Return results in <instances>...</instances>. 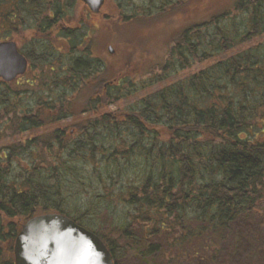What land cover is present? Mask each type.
<instances>
[{
	"label": "trees",
	"instance_id": "trees-1",
	"mask_svg": "<svg viewBox=\"0 0 264 264\" xmlns=\"http://www.w3.org/2000/svg\"><path fill=\"white\" fill-rule=\"evenodd\" d=\"M114 1L139 22L185 0ZM1 3L0 40L21 35L29 68L0 80V264L45 212L95 232L115 264L125 248L134 264H264V0L181 29L149 81L108 77L93 20L68 22L76 0ZM141 89L126 113L109 109Z\"/></svg>",
	"mask_w": 264,
	"mask_h": 264
},
{
	"label": "rangeland",
	"instance_id": "rangeland-1",
	"mask_svg": "<svg viewBox=\"0 0 264 264\" xmlns=\"http://www.w3.org/2000/svg\"><path fill=\"white\" fill-rule=\"evenodd\" d=\"M229 2L231 0H185L181 7L167 12V14L153 16L152 18L142 16L143 21L130 22L121 20L120 13L117 11L116 6H114V0H105L98 13H90L85 3L81 0H76L77 4L74 15L68 22L74 24L81 19L93 20L91 22L94 24L95 32L91 36V39L96 43L94 52L96 51L95 55L97 54L105 62L108 68V77L114 78L117 75H127L134 81L144 78L149 81L152 79L151 76L158 72V64L167 55L170 44L173 42L172 40L177 37L175 35L179 34L178 32L181 29L203 18H207V15L210 16L219 6H228ZM0 7H2L3 11H7L10 6L1 3ZM24 30L23 33L25 34L30 31L29 28H24ZM13 34L18 37V46L26 50L27 43L25 39L18 33L14 32ZM52 38L55 42L56 37L53 36ZM108 46H111L112 52H109ZM28 47L33 48L32 46ZM24 77V75L21 76V80ZM26 77H29V75ZM179 77L180 75H177L172 77V79H178ZM156 86L150 90L141 89L131 97L122 98L111 105L109 109L112 112L120 114L126 113L129 111L131 104L137 102L138 99L149 91L154 90ZM109 109L107 108L106 110ZM86 189H92V185L90 187L86 186ZM85 196L89 197V193L77 195L78 199L85 198ZM96 222L100 223L98 229L105 236H118L117 231H112L113 228L110 226V223H103L101 220H96ZM150 241L147 240L145 244L147 245ZM124 242L126 243L127 241L119 240V244H123ZM155 242L160 243L157 239H155ZM195 246L196 241L193 240L184 248L188 251L194 249ZM130 252H132L130 248L123 249L118 256V263L134 264L132 259L134 255H130ZM169 254L170 252L164 253V255ZM3 258H9V253L4 252Z\"/></svg>",
	"mask_w": 264,
	"mask_h": 264
},
{
	"label": "water",
	"instance_id": "water-1",
	"mask_svg": "<svg viewBox=\"0 0 264 264\" xmlns=\"http://www.w3.org/2000/svg\"><path fill=\"white\" fill-rule=\"evenodd\" d=\"M98 13L104 0H81ZM111 51V48H109ZM26 57L14 41H0V78L12 81L27 70ZM15 264H113L104 242L94 232L60 213L26 220L13 245Z\"/></svg>",
	"mask_w": 264,
	"mask_h": 264
}]
</instances>
